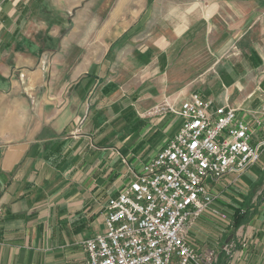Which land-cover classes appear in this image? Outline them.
<instances>
[{
  "label": "crops",
  "instance_id": "obj_1",
  "mask_svg": "<svg viewBox=\"0 0 264 264\" xmlns=\"http://www.w3.org/2000/svg\"><path fill=\"white\" fill-rule=\"evenodd\" d=\"M124 4L0 0V264H88L79 243L104 229L108 199L101 205L95 196L103 192L104 180L91 162L93 119L100 124L97 109L132 91H122L121 76L103 63L108 44L125 31L124 22L118 27ZM181 5L179 27L194 29L203 48L197 58L210 63L190 76L165 62L169 55L154 53L155 91L160 98L178 91L183 100L195 85L211 109L234 108L237 119L262 134L264 122L254 117L264 114V0H181ZM151 14L150 27L161 28ZM161 26L169 43L167 31L175 27L167 14ZM87 27L90 39L84 38ZM89 43L105 44L104 55H94L85 47ZM110 79L118 85L112 99L103 93ZM236 178L228 174L213 185L215 198L216 188L228 190ZM94 180L101 182L95 194ZM207 219L198 217L197 231ZM202 240L188 239L193 247Z\"/></svg>",
  "mask_w": 264,
  "mask_h": 264
},
{
  "label": "rangeland",
  "instance_id": "obj_2",
  "mask_svg": "<svg viewBox=\"0 0 264 264\" xmlns=\"http://www.w3.org/2000/svg\"><path fill=\"white\" fill-rule=\"evenodd\" d=\"M122 1H125L124 20L119 19L118 27L120 29L124 22L125 31L113 28L114 32L119 30L120 37L108 44V53L105 55L108 57L103 63L109 70L121 76L125 85L122 91H132L129 94L125 92L121 98L123 100L103 103L97 109L99 118L95 117L100 124L93 119L91 162L94 174L100 176L98 179L102 177L104 180L103 192L96 194L101 182L94 180V185H97L94 187V194L100 197L101 205L108 197L117 194L181 125L182 120L175 111L178 110L183 95L179 96L178 91H173L160 98L159 93L155 91L154 81H150L153 77L154 53L163 55V59L169 55L170 59L165 62L172 61L175 70L190 76L207 70L210 63L208 60L197 58L203 48L199 38L192 34L194 29L182 32L183 29L179 27L183 22L184 11L181 0H109V7ZM194 2L189 1L190 4ZM149 3L158 6H151L150 9ZM189 7L191 9V5ZM141 9L142 12L138 14ZM152 11L153 15L154 12L157 14V24L161 27L156 30L154 26L150 27V17L153 24L155 18H152ZM166 14L171 25L175 27L167 31L169 43H166L163 37L166 29L161 26ZM194 18L190 12L189 23ZM90 30L92 31L89 27L84 29V38H92V35H89ZM156 34L160 36L157 40ZM164 45L166 47L163 52H159L160 47ZM85 47L97 56H103L106 49L105 44L89 43L85 44ZM78 51L76 52L79 53ZM118 75L117 77H120ZM103 89L105 96L112 99L117 93L118 85L110 79L103 85ZM186 90H190V94L195 92L204 97L195 85H189ZM93 113L95 115V110ZM261 117H264V114ZM252 132L253 143L264 140V131L257 134L252 129ZM231 174L237 177L234 184L225 191L216 188L214 193L218 196L212 203V208L223 213L225 218L219 219L209 212L202 213L209 218L202 225L204 231L196 230L197 218L188 230L186 239L188 241L192 238L196 240V236L203 237L201 243L215 247L218 260L222 264H264V144L258 160L253 165L240 175ZM223 178L217 183H221ZM238 213L244 215V218L240 219ZM225 244L232 245L233 256L229 261L228 256L221 251Z\"/></svg>",
  "mask_w": 264,
  "mask_h": 264
},
{
  "label": "built area",
  "instance_id": "obj_3",
  "mask_svg": "<svg viewBox=\"0 0 264 264\" xmlns=\"http://www.w3.org/2000/svg\"><path fill=\"white\" fill-rule=\"evenodd\" d=\"M210 106L195 92L181 101L179 128L108 197L104 229L81 241L88 264H222L215 248L193 247L187 232L204 212L225 218L212 208L211 187L253 165L264 140L252 142L251 124L237 119L234 108ZM221 251L232 258L231 244Z\"/></svg>",
  "mask_w": 264,
  "mask_h": 264
},
{
  "label": "trees",
  "instance_id": "obj_4",
  "mask_svg": "<svg viewBox=\"0 0 264 264\" xmlns=\"http://www.w3.org/2000/svg\"><path fill=\"white\" fill-rule=\"evenodd\" d=\"M237 216H238L240 219H241V218H244V217H243L244 215L242 216V214H239V213H238Z\"/></svg>",
  "mask_w": 264,
  "mask_h": 264
}]
</instances>
